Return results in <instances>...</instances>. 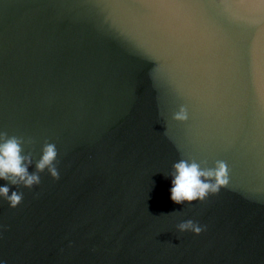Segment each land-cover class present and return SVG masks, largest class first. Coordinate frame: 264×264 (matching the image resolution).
Listing matches in <instances>:
<instances>
[{"label": "water", "instance_id": "1", "mask_svg": "<svg viewBox=\"0 0 264 264\" xmlns=\"http://www.w3.org/2000/svg\"><path fill=\"white\" fill-rule=\"evenodd\" d=\"M0 132L59 173L0 179V264H264V0H0Z\"/></svg>", "mask_w": 264, "mask_h": 264}, {"label": "clouds", "instance_id": "2", "mask_svg": "<svg viewBox=\"0 0 264 264\" xmlns=\"http://www.w3.org/2000/svg\"><path fill=\"white\" fill-rule=\"evenodd\" d=\"M176 118L183 119V116L178 115ZM0 138H4V143L0 144V179L10 181L12 185L22 183L24 187L32 188L40 183L39 173L46 168L53 179H59V173L54 164L57 157L54 144H45L42 156L36 164V171L29 173L31 156L21 155L22 141L16 136L9 137L3 132H0ZM173 168L175 171L171 181L170 198L177 204L203 202L209 194L218 193L221 187L228 184L223 163H219L215 170L202 171L196 163L189 164L181 160L174 164ZM0 196L4 197L12 208H15L21 203L23 193L12 191L9 195V188L2 186ZM178 229L180 232L191 231L197 235L203 231V228L192 220L180 223Z\"/></svg>", "mask_w": 264, "mask_h": 264}]
</instances>
